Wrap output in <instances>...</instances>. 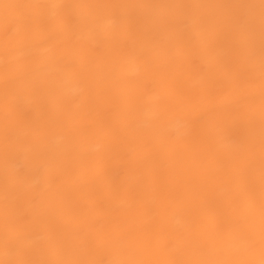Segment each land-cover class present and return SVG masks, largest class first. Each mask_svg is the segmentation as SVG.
I'll use <instances>...</instances> for the list:
<instances>
[{"label": "bare ground", "instance_id": "obj_1", "mask_svg": "<svg viewBox=\"0 0 264 264\" xmlns=\"http://www.w3.org/2000/svg\"><path fill=\"white\" fill-rule=\"evenodd\" d=\"M36 3L159 7L69 9L65 16H83L87 24L57 31L51 40L35 31L21 47L6 53V19L19 28L34 12L52 15L54 10L4 5ZM259 4L260 0H0V260L11 258L4 246L6 222L10 230L35 242L36 259L69 258L68 252L50 248L54 234L69 245L87 248L88 258H170L155 250L130 254L118 239L129 224L138 235L162 233L170 250L174 245L184 250L183 258H198L199 250L177 237L198 222L207 223L212 236L232 226L223 208L232 186L224 177L238 164L234 157L239 145L236 134L224 130L221 122L226 110L251 108L257 142L256 246L226 258L259 264ZM113 14L121 19L108 30L113 38L107 39L102 27ZM237 17L253 19L257 79L251 92L235 73L244 65L248 44L247 28L233 31L229 23ZM116 37L143 50L146 63L140 74L117 75L122 65ZM228 49L235 61L225 57ZM58 57L75 66V76L58 70ZM6 63L37 69L16 82L19 94L8 119ZM243 180L241 173V187ZM235 215L246 229L247 209L241 206ZM101 237L107 242L97 251L93 242Z\"/></svg>", "mask_w": 264, "mask_h": 264}, {"label": "snow or ice", "instance_id": "obj_2", "mask_svg": "<svg viewBox=\"0 0 264 264\" xmlns=\"http://www.w3.org/2000/svg\"><path fill=\"white\" fill-rule=\"evenodd\" d=\"M5 7H17L33 10L52 9L54 14L48 15L42 12H34L21 27L13 28L12 22L5 21L6 39L4 43L6 53L10 49L19 48L24 40L30 35L39 31L44 34L45 40L53 39L57 31H71L74 28L85 26L87 19L83 16H65L64 12L69 9H115L121 7H159L154 5H115V4H69V3H36V4H16L4 5ZM187 7V6H184ZM233 7H255V5H233ZM260 45H259V248L261 259L259 264H264V0H260ZM120 17L116 15L108 16L103 24L102 30L107 39H111L112 34L108 31L120 22ZM232 30L237 26L247 28V48L244 54L243 67L237 66L235 73L243 77L247 90L251 92L256 88L257 79V59L254 46L253 19L251 17H237L230 22ZM11 28V32L8 29ZM21 29L23 35H21ZM120 57L119 62L122 67L117 75L121 77L135 76L145 70V61L142 59L143 50L137 49L135 44H130L129 40L116 37ZM229 61H235L232 50L228 49L224 53ZM63 58H57L58 70L76 75L75 66L62 62ZM37 69L30 68L27 63H18L12 66L5 65L4 77V111L6 119L15 112L14 97L19 94L15 87L16 82L24 78L30 72ZM238 95V93H233ZM222 127L226 131L236 134L238 141V152L234 159L238 164L232 171L224 177V183L232 187L228 191L223 208L226 214L232 217V226L229 230L220 235L209 234L207 223L198 222L190 232L177 237L187 246L194 245L199 250L198 258H183L184 250L178 246H173L170 250V241L162 233L138 235L134 224L126 226L118 235L121 244L130 254L136 252L150 253L159 251L170 258L155 260H136L126 258L95 259L88 258L87 248L81 250L79 247L69 245L61 235L54 234L49 241V246L53 252H68L69 258L36 259L33 258L35 252V242H31L23 232H13L9 225L5 224V249L11 253V258L0 260V264H256L250 259H230L226 258L231 253L241 251L251 252L255 249V214H256V159L257 142L255 135V114L251 108L247 110H226ZM241 129L244 134L241 135ZM8 139V138H6ZM186 144L191 145V140L186 138ZM241 173L244 174L243 186L240 184ZM247 209L245 217L247 228L240 222V218L235 215L241 207ZM127 241L126 244L124 242ZM107 238L101 237L93 242V248L100 250L103 248ZM173 251L177 255H173Z\"/></svg>", "mask_w": 264, "mask_h": 264}]
</instances>
